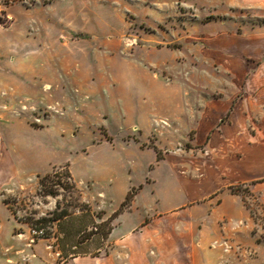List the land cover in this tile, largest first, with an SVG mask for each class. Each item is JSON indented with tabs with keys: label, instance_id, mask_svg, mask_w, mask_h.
<instances>
[{
	"label": "rangeland",
	"instance_id": "rangeland-1",
	"mask_svg": "<svg viewBox=\"0 0 264 264\" xmlns=\"http://www.w3.org/2000/svg\"><path fill=\"white\" fill-rule=\"evenodd\" d=\"M263 42L261 0H0V142L22 159L0 188V264H63L70 252L77 264H264V203L246 183L229 191L250 217L176 223L187 238L203 229L202 244L167 262L90 223L127 192L135 152L208 155L193 140L198 105L234 99L260 112ZM53 171L72 176L55 196L40 186Z\"/></svg>",
	"mask_w": 264,
	"mask_h": 264
},
{
	"label": "crops",
	"instance_id": "crops-1",
	"mask_svg": "<svg viewBox=\"0 0 264 264\" xmlns=\"http://www.w3.org/2000/svg\"><path fill=\"white\" fill-rule=\"evenodd\" d=\"M253 106L234 99L197 106L200 112L192 127L195 131L193 140L196 146L207 142L209 148L208 155L201 160L171 156L158 144L135 152L136 161L128 162L126 166L131 169L130 180L121 187L123 190L127 186V192L121 193L119 206L113 207L111 214L119 209L133 187L136 188L135 198L115 218L117 223L113 224L111 234L133 238L130 241L133 250L137 245L140 251L152 247L160 255L158 261L167 262V255L175 251L186 256L188 246L199 251L194 244L195 238L202 244L203 229L197 234V230H191L188 240L186 232L177 233L172 229L176 223L183 226L188 218L213 225L227 219H248V208L238 194L229 191V187L249 184L251 191L264 203V106L260 105L259 113L254 112L258 110L257 104ZM257 115L259 122H255ZM253 122L259 125L257 132L250 130ZM164 136L167 142V133ZM157 149L161 151L160 157ZM20 159L0 142V188L22 174ZM135 170H140L138 182H133ZM167 175L170 186L175 187L173 194L167 191ZM162 182H166L165 188ZM208 256L211 255L207 252ZM77 258L70 252L62 263L77 264ZM82 264H92V260Z\"/></svg>",
	"mask_w": 264,
	"mask_h": 264
},
{
	"label": "trees",
	"instance_id": "trees-1",
	"mask_svg": "<svg viewBox=\"0 0 264 264\" xmlns=\"http://www.w3.org/2000/svg\"><path fill=\"white\" fill-rule=\"evenodd\" d=\"M159 157L161 156V151L157 149ZM66 176V178L72 179L70 171H67L65 173L60 171H53L45 174L44 176L40 177V186L42 192L46 195H52L55 196L58 193V187L61 186L63 188L65 187V184L62 181V177ZM70 184V183H69ZM136 193V188H131L129 192L126 195L125 200L121 203L118 210L113 212L110 216L106 218H102L100 222H95L93 219H91L90 223L94 227V234H100L103 239H107L109 235L111 234L113 230V221L114 219L126 208L130 206V203ZM44 220V219H43ZM53 220H60V217H55ZM88 224H85L84 227H87ZM76 254V252H74Z\"/></svg>",
	"mask_w": 264,
	"mask_h": 264
},
{
	"label": "built area",
	"instance_id": "built-area-1",
	"mask_svg": "<svg viewBox=\"0 0 264 264\" xmlns=\"http://www.w3.org/2000/svg\"><path fill=\"white\" fill-rule=\"evenodd\" d=\"M33 233L37 236V235H40V234H42L43 233V230L42 229H34L33 230Z\"/></svg>",
	"mask_w": 264,
	"mask_h": 264
}]
</instances>
